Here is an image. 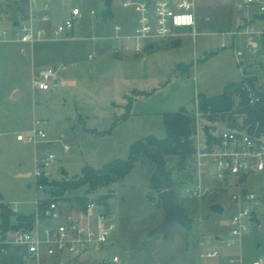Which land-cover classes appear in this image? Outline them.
<instances>
[{"label":"rangeland","instance_id":"374dc122","mask_svg":"<svg viewBox=\"0 0 264 264\" xmlns=\"http://www.w3.org/2000/svg\"><path fill=\"white\" fill-rule=\"evenodd\" d=\"M127 1L110 0L107 9L105 0H51L48 9L43 10L41 0L35 6L30 0H0V33L4 32L0 42V112L8 115L5 127L0 128V203L15 210L14 215H32L35 202L52 195L53 182L77 181L86 167L100 170L111 162L126 160L130 147L149 136L163 139L164 113L185 108L193 115L196 102L199 106L203 97L220 95L228 84L241 83L253 74H257L255 88L264 91V36L256 34L264 27V15L259 8H239L241 0H194V40L190 36L193 29H184L172 40L148 42L146 49L136 54L131 39H113L115 25L132 32L135 29L136 12L122 7ZM29 7L38 12L39 18L49 17L47 23H34L46 36L45 42L32 45V55L31 47L16 40L14 31L16 22L29 19ZM72 8L81 13L73 31L54 38L53 27L63 23ZM104 13H109L110 19L100 25ZM245 31L251 32L252 41ZM120 43L125 44L124 50L114 53ZM253 45L252 54L249 50ZM238 52L242 57L236 56ZM58 57L66 59L63 64L55 60ZM61 66L65 71H58L60 78L73 80L76 85L62 86L60 81L54 85L52 81L47 92L26 85L40 69ZM14 84L22 92L18 101L8 100L7 96ZM236 121L241 123L240 118ZM200 122L216 126V133L229 127L221 121L210 124L204 116ZM36 129L45 134V139L36 145L26 142ZM19 135L24 139L17 142ZM49 155H53V162L44 170L46 184L42 185L43 191L36 190V161ZM168 165H174L171 197L194 221L190 231L174 228L168 239L148 236L162 221L163 212L155 191L149 187L145 161L137 162L123 180L95 189L82 186L58 199L67 207L75 197L85 196L113 212L118 231L105 254L117 253L127 264H199L200 237L211 244L209 249L218 251L217 258L204 259L202 264H226L231 258L239 259L241 264L264 260V198L251 204L259 225H249L245 235L232 245V205L227 199L239 190L263 196L264 173L248 175L243 183L215 191L197 205L185 184L193 173L192 160L181 171L175 158L169 159ZM62 170L66 176L61 175ZM27 173L31 175L22 176ZM212 196L224 207L222 215L210 213ZM199 207L203 215L200 226L196 219ZM14 223L11 217L10 225ZM13 230L0 232V242L6 245Z\"/></svg>","mask_w":264,"mask_h":264},{"label":"built area","instance_id":"2783aa9c","mask_svg":"<svg viewBox=\"0 0 264 264\" xmlns=\"http://www.w3.org/2000/svg\"><path fill=\"white\" fill-rule=\"evenodd\" d=\"M43 10H47L51 0H41ZM31 5H36L37 0H30ZM124 9L132 8L137 14L134 31L128 39L133 41V52L142 53L148 42L152 40L169 41L176 38L180 30L193 29L191 38L197 36L195 30L196 14L194 0H128L122 4ZM238 7L251 9L259 8V13L264 15V0H241ZM29 19L17 22L15 27L16 40L22 44L32 46L36 42L45 39V32L37 29L34 23L38 20L47 23L49 17L39 18L37 11L30 7ZM70 16L63 23L53 27L52 36L59 38L65 33L73 31L74 22L80 18L81 13L77 8H72ZM94 16V13L91 12ZM114 40H123L119 25L114 27ZM251 32L245 31L248 40L252 41ZM4 32L0 33V42L4 38ZM257 35L264 36V27ZM102 39H107L103 37ZM254 45L249 50L254 53ZM122 51L119 46L114 53ZM237 57H242L240 52ZM92 59V56H89ZM60 69H40L34 80L30 83L32 89L47 92L50 90V82L56 80ZM248 103L256 101L255 96L248 90ZM196 112L193 114L195 130L192 136L194 140V153L192 154V175L190 182L186 184L189 189L190 198L197 205L207 196L215 191H226L231 185L241 184L248 175L264 173V136H255L241 128L226 127L219 133H203L205 126L200 122L203 114L196 102ZM216 123H220L216 121ZM37 125V123H35ZM24 138L19 135L17 141ZM45 139V134L36 129L26 137V142L36 145L40 140ZM68 151V147H64ZM53 162V155H49L42 161H36L34 176L36 182L43 179L45 169ZM43 191V186L37 184L36 190ZM263 196L251 191H234L228 195V202L232 205V212L229 216L230 232L232 236L231 245L235 239L241 238L248 231L249 225L254 217V210L251 204L257 202ZM56 196L49 195L44 199L35 202L32 221L28 228L13 230L8 238L7 244L23 250V264H127L125 259L117 254L106 255L107 248L113 245L116 240L115 234L118 225L114 222L109 209L101 205L98 200L89 198L83 207L76 204L62 206ZM62 201V200H61ZM219 203V202H218ZM213 205V204H212ZM222 205V204H221ZM211 206V205H210ZM13 210V209H12ZM225 210V209H224ZM16 212L15 210H13ZM198 226L203 221V215L199 207L197 211ZM6 244V245H7ZM211 244L200 237L198 245V260L202 264L204 259H215L218 251L209 249ZM226 264H241L239 259L231 258ZM251 264H264L263 259L253 261Z\"/></svg>","mask_w":264,"mask_h":264},{"label":"trees","instance_id":"16d2710c","mask_svg":"<svg viewBox=\"0 0 264 264\" xmlns=\"http://www.w3.org/2000/svg\"><path fill=\"white\" fill-rule=\"evenodd\" d=\"M110 0L108 3V7ZM109 19L110 15L108 13ZM257 74L245 76L238 84H228L222 94L212 98L203 97L200 102V111L210 124L216 121L226 122L231 127L240 126L255 136H264V91L255 88ZM248 90L255 96L253 104L248 103ZM238 98V100H236ZM131 105L128 103L127 108ZM129 109V108H128ZM240 118L241 123L236 120ZM162 123L165 128V137L161 140L154 137L134 143L130 147L129 156L126 160H117L93 170L86 167L84 176L77 181L53 182L52 195L64 197L70 190L88 185L95 189L109 182H118L128 176L137 162L145 161L148 164L149 187L155 191H168L171 195L172 187L175 186L174 165H168V160L175 158L178 161V171L183 170L194 153V140L192 139L195 122L194 117L188 114L185 108L179 112L164 113ZM214 126V125H213ZM212 126V127H213ZM188 176L185 184L190 182ZM46 184L44 179H39L36 185ZM211 203H218L216 197ZM89 198L75 197L72 204L83 207ZM104 200L107 197L103 198ZM157 200V198H156ZM158 201V200H157ZM159 202V201H158ZM160 204V203H159ZM14 217L15 223L10 225V218ZM32 221L31 215H14L13 210L7 204L0 203V232H6L9 228L14 230L22 227L28 228ZM23 250L9 244L0 242V264H22Z\"/></svg>","mask_w":264,"mask_h":264},{"label":"water","instance_id":"95a60500","mask_svg":"<svg viewBox=\"0 0 264 264\" xmlns=\"http://www.w3.org/2000/svg\"><path fill=\"white\" fill-rule=\"evenodd\" d=\"M109 0H105L104 6L108 9ZM109 21L108 13H104L100 17V25H105ZM17 22L14 24L16 27ZM28 86H30L28 84ZM17 93H14L13 99H17ZM217 130L216 126L210 127L205 125L203 127V133L207 136L209 133H213ZM65 171H61V175L66 176ZM157 200L161 204V210L163 212L162 221L154 226L151 231H149L148 236L160 235L164 239H168L171 231L174 228L180 227L183 230L190 231L193 227L194 221L188 216V212L184 206L176 203L168 191L160 192L156 195ZM211 214L222 215L224 212V207L220 203H215L209 208ZM251 222L255 225H259V220L255 217L252 218Z\"/></svg>","mask_w":264,"mask_h":264},{"label":"crops","instance_id":"0c3cea01","mask_svg":"<svg viewBox=\"0 0 264 264\" xmlns=\"http://www.w3.org/2000/svg\"><path fill=\"white\" fill-rule=\"evenodd\" d=\"M31 10V8L29 7V11ZM245 21H246V19H245ZM243 22H244V20H243ZM236 24H237V22H236ZM237 25H239V24H237ZM251 25H248V28L250 27ZM120 28H122V30H121V36H123L124 38H123V40H121V42H123V41H130V39H128L129 38V36H130V34L132 33V31H131V29L129 28V29H127V30H125L123 27H121L120 26ZM46 36V35H45ZM45 40V39H44ZM44 40H42L43 42H45ZM42 41H40V42H42ZM40 42H36V43H40ZM119 44V43H118ZM121 44V47H122V51L124 50V46H125V44L124 43H120ZM31 47V55H32V51H33V47L32 46H30ZM64 57H58V58H56L55 60L57 61V62H60V64H63L62 62H64L66 59H63ZM63 71H65V70H63ZM23 78V77H22ZM56 80L55 81H53V84L54 85H56V84H58L59 83V81H60V84L62 85V86H66V84H69V85H76V82L75 81H68V82H66L65 80H63V79H61L60 78V74L57 72V74H56ZM28 84L30 85V83L29 82H26V85L28 86ZM17 85L16 84H14L12 87H11V89L9 90V92H8V100H11V101H18L21 97H22V92H20L17 88ZM28 87H30V86H28ZM14 93H17V99L16 100H14L13 99V95H14ZM7 117H8V115L5 113V112H0V128H3V127H5V122L4 121H7ZM20 141H23V140H20ZM20 141H17V142H20ZM21 175V174H20ZM31 174L30 173H27V174H25V175H22V176H30ZM18 213V212H17ZM23 214V213H22ZM22 214H19L18 213V215H22ZM22 264H23V262H22Z\"/></svg>","mask_w":264,"mask_h":264}]
</instances>
